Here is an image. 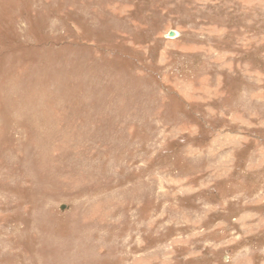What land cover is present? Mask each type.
Listing matches in <instances>:
<instances>
[{
  "label": "rangeland",
  "instance_id": "374dc122",
  "mask_svg": "<svg viewBox=\"0 0 264 264\" xmlns=\"http://www.w3.org/2000/svg\"><path fill=\"white\" fill-rule=\"evenodd\" d=\"M0 264H264V0H0Z\"/></svg>",
  "mask_w": 264,
  "mask_h": 264
},
{
  "label": "water",
  "instance_id": "95a60500",
  "mask_svg": "<svg viewBox=\"0 0 264 264\" xmlns=\"http://www.w3.org/2000/svg\"><path fill=\"white\" fill-rule=\"evenodd\" d=\"M177 37H178V33H177L176 31H169V32H168V35L166 36V38H168V39H175V38H177ZM66 208H67L66 205L60 207V209H61L62 211H65Z\"/></svg>",
  "mask_w": 264,
  "mask_h": 264
}]
</instances>
